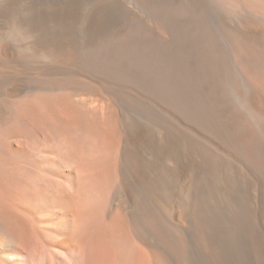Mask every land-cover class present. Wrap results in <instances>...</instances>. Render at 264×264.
<instances>
[{
    "label": "bare ground",
    "instance_id": "bare-ground-1",
    "mask_svg": "<svg viewBox=\"0 0 264 264\" xmlns=\"http://www.w3.org/2000/svg\"><path fill=\"white\" fill-rule=\"evenodd\" d=\"M20 6L27 58L87 92L14 115L0 264H264V0H0V24ZM90 115L118 154L114 213L77 166Z\"/></svg>",
    "mask_w": 264,
    "mask_h": 264
},
{
    "label": "rangeland",
    "instance_id": "rangeland-1",
    "mask_svg": "<svg viewBox=\"0 0 264 264\" xmlns=\"http://www.w3.org/2000/svg\"><path fill=\"white\" fill-rule=\"evenodd\" d=\"M40 8L41 5L33 4L30 10ZM23 9L18 7L12 19L0 24V147L6 146L5 136L25 134V128L17 123L14 115L23 109L22 102L30 94L42 92L82 96L87 92L84 89L87 85L75 84L59 77L43 76L37 67L41 65L40 60L27 58V54L32 50L30 40L17 34L14 22ZM45 23H36L38 31L45 27ZM40 44L41 49H44L43 44ZM101 130V122L95 115L86 118L76 136L77 166L92 169L91 205L94 213H114L110 211V193L111 187L117 181L114 166L118 154L114 149L108 148L101 139ZM84 186L85 183L81 181L77 184L79 193L83 191Z\"/></svg>",
    "mask_w": 264,
    "mask_h": 264
}]
</instances>
